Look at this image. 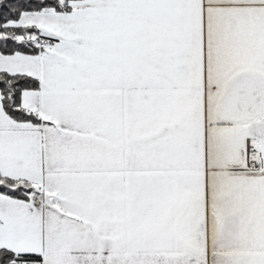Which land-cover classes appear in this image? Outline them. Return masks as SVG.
I'll return each mask as SVG.
<instances>
[{
    "label": "snow or ice",
    "instance_id": "1",
    "mask_svg": "<svg viewBox=\"0 0 264 264\" xmlns=\"http://www.w3.org/2000/svg\"><path fill=\"white\" fill-rule=\"evenodd\" d=\"M0 264H264V0H0Z\"/></svg>",
    "mask_w": 264,
    "mask_h": 264
}]
</instances>
